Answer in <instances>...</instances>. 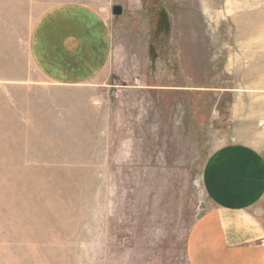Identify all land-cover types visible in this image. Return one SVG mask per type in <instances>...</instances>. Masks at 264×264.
Segmentation results:
<instances>
[{
	"label": "rangeland",
	"instance_id": "rangeland-1",
	"mask_svg": "<svg viewBox=\"0 0 264 264\" xmlns=\"http://www.w3.org/2000/svg\"><path fill=\"white\" fill-rule=\"evenodd\" d=\"M70 2L114 40L76 87L30 52ZM235 143L264 154V0H0V264H191L206 162Z\"/></svg>",
	"mask_w": 264,
	"mask_h": 264
},
{
	"label": "crops",
	"instance_id": "crops-1",
	"mask_svg": "<svg viewBox=\"0 0 264 264\" xmlns=\"http://www.w3.org/2000/svg\"><path fill=\"white\" fill-rule=\"evenodd\" d=\"M113 49L108 18L89 5L71 2L48 9L30 41L39 72L70 87L102 78ZM204 175L214 208L190 233V263L264 264V227L252 214L264 200V154L248 145L228 144L208 158Z\"/></svg>",
	"mask_w": 264,
	"mask_h": 264
},
{
	"label": "water",
	"instance_id": "water-1",
	"mask_svg": "<svg viewBox=\"0 0 264 264\" xmlns=\"http://www.w3.org/2000/svg\"><path fill=\"white\" fill-rule=\"evenodd\" d=\"M114 14L115 15H121L122 14V7H120V6L115 7Z\"/></svg>",
	"mask_w": 264,
	"mask_h": 264
}]
</instances>
